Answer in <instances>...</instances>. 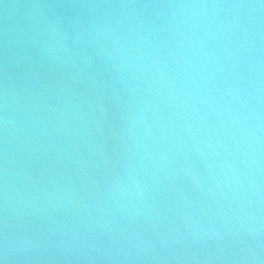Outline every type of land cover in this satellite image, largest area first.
I'll return each mask as SVG.
<instances>
[{
	"label": "water",
	"instance_id": "1",
	"mask_svg": "<svg viewBox=\"0 0 264 264\" xmlns=\"http://www.w3.org/2000/svg\"><path fill=\"white\" fill-rule=\"evenodd\" d=\"M0 264H264V0H0Z\"/></svg>",
	"mask_w": 264,
	"mask_h": 264
}]
</instances>
